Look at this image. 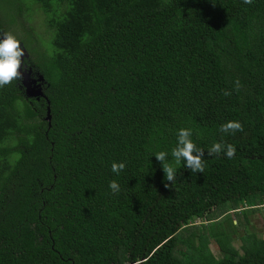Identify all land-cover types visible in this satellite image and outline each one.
Returning a JSON list of instances; mask_svg holds the SVG:
<instances>
[{
	"label": "trees",
	"instance_id": "trees-1",
	"mask_svg": "<svg viewBox=\"0 0 264 264\" xmlns=\"http://www.w3.org/2000/svg\"><path fill=\"white\" fill-rule=\"evenodd\" d=\"M35 5L50 41L17 39L46 98L0 87V264H264L254 235L242 254L213 236L219 259L179 237L227 202L264 205V0H0V34ZM181 128L203 173L171 155Z\"/></svg>",
	"mask_w": 264,
	"mask_h": 264
},
{
	"label": "rangeland",
	"instance_id": "rangeland-1",
	"mask_svg": "<svg viewBox=\"0 0 264 264\" xmlns=\"http://www.w3.org/2000/svg\"><path fill=\"white\" fill-rule=\"evenodd\" d=\"M21 11L16 18L15 27L17 31H14L13 35L24 41L27 38L38 39L39 42L46 45L52 37L51 30L46 25L47 16L37 5L29 9L23 6ZM2 15L0 9V16ZM31 41V45H36L34 40ZM234 208H238V210L232 211ZM207 219L210 222L205 223L204 226L200 225L202 224L200 222L198 224L199 220H195V225L182 231L179 237L182 240L188 238L191 242V237L196 234L200 243H203V239H206L207 249L211 250L217 259L221 258L223 253L213 236L228 240L227 246L235 247L240 254L243 252L242 246L244 243L246 242L247 245L249 243L248 236L254 235L256 238L264 239V205L249 207L248 204L243 202L235 205L227 202L214 209ZM184 249L187 250L188 248L185 247Z\"/></svg>",
	"mask_w": 264,
	"mask_h": 264
},
{
	"label": "clouds",
	"instance_id": "clouds-1",
	"mask_svg": "<svg viewBox=\"0 0 264 264\" xmlns=\"http://www.w3.org/2000/svg\"><path fill=\"white\" fill-rule=\"evenodd\" d=\"M245 4H251L253 0H243ZM4 38L0 40V87L10 84L13 80H22V73L19 71L22 65L21 58L24 57V49L21 48V42L12 33L7 32L3 34ZM241 87L240 81H235L234 90L239 91ZM232 94L229 90H223V95L230 96ZM224 133H235L236 131H243V126L239 121H228L223 124L220 129ZM192 132L190 129L181 128L178 131L177 146L172 149V157L178 165L183 159L186 162V167L195 173H203L205 168L204 151L198 148L191 139ZM222 151L226 152L228 158H233L236 152L235 146L232 144L224 145L222 143H215L208 151V156L218 155ZM167 153L164 151L155 154L157 161L164 163ZM125 168L124 163L113 162L111 170L119 174ZM163 171L167 181L173 182L175 179V169L172 165L164 164ZM168 186L167 184L165 185ZM113 193L120 191V185L113 180L109 184ZM139 264V261L136 262Z\"/></svg>",
	"mask_w": 264,
	"mask_h": 264
},
{
	"label": "water",
	"instance_id": "water-1",
	"mask_svg": "<svg viewBox=\"0 0 264 264\" xmlns=\"http://www.w3.org/2000/svg\"><path fill=\"white\" fill-rule=\"evenodd\" d=\"M3 38H4L3 35L0 36V40H2ZM24 56H26V53ZM21 59H23V57ZM19 71L22 73L21 84L24 89L25 98L33 99L36 101H39L41 98L45 99L46 97L43 93V87H42L44 83L43 76L39 74H36L35 76H33L31 69H28V68H25V69L20 68ZM45 121L50 122L49 108H47V111H46Z\"/></svg>",
	"mask_w": 264,
	"mask_h": 264
},
{
	"label": "flooded vegetation",
	"instance_id": "flooded-vegetation-1",
	"mask_svg": "<svg viewBox=\"0 0 264 264\" xmlns=\"http://www.w3.org/2000/svg\"><path fill=\"white\" fill-rule=\"evenodd\" d=\"M2 35H3V34L1 33L0 36H2ZM23 58L25 59L26 57L24 56ZM24 59H23V61H24ZM23 61H22V62H23ZM32 100H33V99H32ZM35 101H36V100H35ZM36 102H38V101H36Z\"/></svg>",
	"mask_w": 264,
	"mask_h": 264
}]
</instances>
